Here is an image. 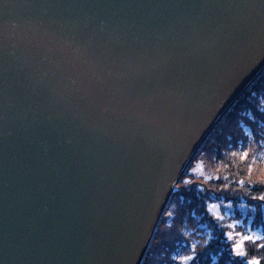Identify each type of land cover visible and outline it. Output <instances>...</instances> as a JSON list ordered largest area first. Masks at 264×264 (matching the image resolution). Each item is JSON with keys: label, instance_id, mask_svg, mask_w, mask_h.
I'll use <instances>...</instances> for the list:
<instances>
[{"label": "water", "instance_id": "95a60500", "mask_svg": "<svg viewBox=\"0 0 264 264\" xmlns=\"http://www.w3.org/2000/svg\"><path fill=\"white\" fill-rule=\"evenodd\" d=\"M263 73L264 0H0V264H142Z\"/></svg>", "mask_w": 264, "mask_h": 264}, {"label": "trees", "instance_id": "16d2710c", "mask_svg": "<svg viewBox=\"0 0 264 264\" xmlns=\"http://www.w3.org/2000/svg\"><path fill=\"white\" fill-rule=\"evenodd\" d=\"M202 149L210 154L207 163L194 170L197 155L179 182L143 264H264V229L261 237H242L244 225L235 221L240 212L219 217L210 211L215 202L264 209V73Z\"/></svg>", "mask_w": 264, "mask_h": 264}, {"label": "rangeland", "instance_id": "374dc122", "mask_svg": "<svg viewBox=\"0 0 264 264\" xmlns=\"http://www.w3.org/2000/svg\"><path fill=\"white\" fill-rule=\"evenodd\" d=\"M198 157L200 161L197 163L194 170L200 171L201 167L203 168L204 165L207 163L210 157V154H206V152L202 149L199 152ZM168 206L166 208V211L164 212V215L167 214ZM222 208H223L224 214L221 212ZM210 211L213 212L215 216H219V217H222V215H225V216L233 215L235 211L240 212L241 217L235 219V221L244 225V233L242 234L243 235L242 237H245V235H247V237H253V238H258V237L263 236L262 231L264 227H263V224L259 221V219L264 220V209L260 210L255 207H250L244 203L234 205V204L226 203V202H215L212 204Z\"/></svg>", "mask_w": 264, "mask_h": 264}, {"label": "snow or ice", "instance_id": "6c2138e0", "mask_svg": "<svg viewBox=\"0 0 264 264\" xmlns=\"http://www.w3.org/2000/svg\"><path fill=\"white\" fill-rule=\"evenodd\" d=\"M261 199H264V196L261 197ZM240 255H243L242 253H240ZM182 259H190V257H183ZM247 264H258V261L255 259L249 260L247 262Z\"/></svg>", "mask_w": 264, "mask_h": 264}, {"label": "bare ground", "instance_id": "6f19581e", "mask_svg": "<svg viewBox=\"0 0 264 264\" xmlns=\"http://www.w3.org/2000/svg\"><path fill=\"white\" fill-rule=\"evenodd\" d=\"M255 82H256V81H255ZM255 82H254V83H255ZM251 86H252V85H251ZM248 90H249V89H248ZM248 90H247V91H248ZM247 91H246V92H247ZM246 92H245V93H246ZM243 96H244V95H243ZM238 101H239V100H238ZM236 103H237V102H236ZM232 108H233V107H232ZM232 108H231V109H232ZM230 111H231V110H230ZM230 111H229V112H230ZM229 112H228V113H229ZM228 113H227V114H228ZM227 114H226V115H227ZM226 115H225V116H226ZM225 116H224V117H225ZM222 120H223V119H222ZM217 126H218V125H217ZM178 184H179V183H178ZM177 189H178V187H177ZM177 189L175 190V192L177 191ZM175 192H174V193H175ZM174 193H173V194H174ZM172 196H173V195H172ZM171 198H172V197H171ZM170 201H171V199H170ZM169 203H170V202H169ZM168 205H169V204H168ZM165 211H166V210H165ZM163 216H164V214H163ZM163 216H162V217H163ZM161 220H162V218H161ZM161 220H160V222H161ZM159 224H160V223H159ZM158 226H159V225H158ZM157 229H158V228H157ZM155 232H156V231H155ZM154 235H155V234H154ZM153 237H154V236H153ZM152 239H153V238H152ZM151 242H152V240H151ZM150 244H151V243H150ZM149 247H150V245H149ZM143 261H144V260H143ZM142 263H143V262H142Z\"/></svg>", "mask_w": 264, "mask_h": 264}]
</instances>
